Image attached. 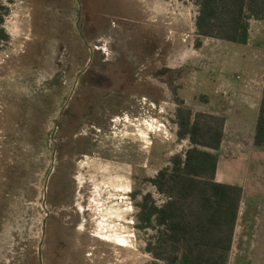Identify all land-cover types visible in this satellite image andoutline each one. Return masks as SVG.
<instances>
[{"label":"rangeland","instance_id":"1","mask_svg":"<svg viewBox=\"0 0 264 264\" xmlns=\"http://www.w3.org/2000/svg\"><path fill=\"white\" fill-rule=\"evenodd\" d=\"M199 1L0 0V264L153 260L139 204L166 201L154 178L194 147L179 102L223 115L264 95V15L246 44L197 49ZM254 227L228 264L257 261Z\"/></svg>","mask_w":264,"mask_h":264},{"label":"trees","instance_id":"2","mask_svg":"<svg viewBox=\"0 0 264 264\" xmlns=\"http://www.w3.org/2000/svg\"><path fill=\"white\" fill-rule=\"evenodd\" d=\"M199 5L197 49L202 47V37L246 44L250 19L264 15V0H200ZM7 10L0 4L1 40L8 38L2 27ZM179 104V135L189 138L194 147L185 156L175 155L172 165L154 178V185L166 201L158 205L148 195L139 204L140 227L159 228L147 248L153 260L145 264H228L243 188L215 179L227 118L194 113L183 106L184 101ZM254 141L256 147L264 148V96Z\"/></svg>","mask_w":264,"mask_h":264},{"label":"crops","instance_id":"3","mask_svg":"<svg viewBox=\"0 0 264 264\" xmlns=\"http://www.w3.org/2000/svg\"><path fill=\"white\" fill-rule=\"evenodd\" d=\"M263 96L261 92L254 108L251 102H245L240 104L238 110L234 108V113L228 110L224 112L227 121L221 149L218 151L219 161L215 176L218 182L243 188L233 247L240 224L254 225V229H249L247 234L259 244L249 247L245 256L251 260L255 258L258 264H262L264 260V148L256 147L254 137ZM207 106L211 109L210 113L220 114L214 110L216 107L212 97Z\"/></svg>","mask_w":264,"mask_h":264}]
</instances>
